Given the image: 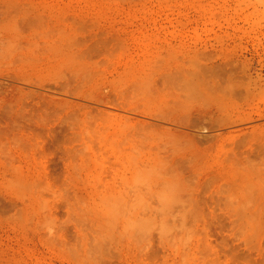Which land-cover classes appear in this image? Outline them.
Wrapping results in <instances>:
<instances>
[{
  "label": "rangeland",
  "instance_id": "1",
  "mask_svg": "<svg viewBox=\"0 0 264 264\" xmlns=\"http://www.w3.org/2000/svg\"><path fill=\"white\" fill-rule=\"evenodd\" d=\"M0 264H264V0H0Z\"/></svg>",
  "mask_w": 264,
  "mask_h": 264
},
{
  "label": "bare ground",
  "instance_id": "2",
  "mask_svg": "<svg viewBox=\"0 0 264 264\" xmlns=\"http://www.w3.org/2000/svg\"><path fill=\"white\" fill-rule=\"evenodd\" d=\"M28 66V65H27ZM57 81V80H56ZM55 81V82H56ZM57 83H59V81L57 82ZM65 83H68V81L66 82V80H65ZM64 82H62L61 84H58L59 86L61 85V86H63V90H64V93H67V94H69V93H72L71 91H70V89L68 88V87H66V84H65ZM206 93H207V91H206ZM208 94V93H207ZM110 95V94H109ZM108 96V95H107ZM52 97V96H51ZM128 97L130 98L131 96H129L128 95ZM46 100V99H45ZM48 100V99H47ZM105 100V99H104ZM115 100H117V99H115ZM119 100H120V102H119ZM180 100V105H182L181 103L183 102V100H181V99H179ZM221 100H223V99H221ZM96 101H98L99 102V104H100V102H104L103 101V98H98ZM106 101H107V99H106ZM48 102V104H50V105H52V104H56L58 101L57 100H55V99H53V98H49V100L48 101H46V103ZM163 102V101H162ZM165 102V101H164ZM106 103H109V105H112L113 107L114 106H117L116 108H119V109H122V110H125V111H129V110H131L132 111V113L133 112H137V111H139V110H137L136 108L134 109V107H125V106H134L133 105V103H135L134 101L132 102L131 101V99H130V101H129V99H127V95H126V93L124 94V92L122 93V94H120V97H118V102L117 101H115V102H106ZM106 103H104V104H106ZM70 103L69 102H67V104L66 105H69ZM171 104V103H170ZM173 104H175L174 106H177V105H179L178 104V102H177V100H174V102H173ZM177 104V105H176ZM216 104H218V106H224L223 105V103H222V101H217V103ZM107 105V104H106ZM164 105V104H163ZM166 105V104H165ZM172 105V104H171ZM179 105V106H180ZM138 106V105H137ZM173 106V105H172ZM183 106V105H182ZM207 106V105H206ZM216 106V105H215ZM134 109V110H133ZM102 110H104V109H102ZM136 110V111H135ZM108 111V110H107ZM170 111V110H169ZM130 112V111H129ZM139 112H142V111H139ZM172 112V111H171ZM106 113V112H105ZM107 113H109V111L107 112ZM143 114L145 113V111H143L142 112ZM148 113V112H147ZM147 113H145V114H147ZM175 112H173V114H174ZM111 114V113H110ZM110 114H109V116H110ZM113 114V113H112ZM120 114V113H119ZM140 114V113H139ZM142 114V115H143ZM161 114V113H160ZM159 114V115H160ZM163 114V113H162ZM166 114H168V112L166 113ZM172 114V115H173ZM179 114V113H178ZM184 114V113H183ZM108 115V114H107ZM116 115V114H115ZM149 115H152L151 114V112H150V114ZM148 115V116H149ZM177 115V114H176ZM175 115V118L177 117ZM186 115V114H185ZM189 115H191V114H189ZM158 116V115H157ZM161 116V115H160ZM182 116V115H181ZM180 115H178V117L180 118L181 117ZM184 116V115H183ZM111 117V116H110ZM186 117L187 116H185V118L184 117H182V119L185 121L186 120ZM192 117V116H191ZM150 118V117H149ZM155 118H157V117H155ZM168 118H170L169 116H167V118L166 117H164L163 119H168ZM173 118V122L175 121H178L179 119L178 118ZM190 117L188 116V118L187 119H189ZM241 118V117H240ZM240 118L239 119H232L231 117L229 118V117H227V118H221V117H216V120H218V126L219 127H228V126H231V125H233V124H235V123H239L238 122V120L239 121H242V120H240ZM215 119V118H214ZM157 120H158V118H157ZM169 120V119H168ZM191 120V119H190ZM163 121V120H162ZM170 121V120H169ZM172 121V120H171ZM180 121H182V120H179V123H180ZM183 121V124L186 122H184ZM168 122V121H167ZM173 122H171L172 124H174ZM143 123H144V120H143ZM143 123L141 124V125H143ZM188 123H190L189 121H188ZM136 124V123H135ZM139 124V126H140V123H137V125ZM145 124H146V121H145ZM144 124V125H145ZM148 124V123H147ZM146 124V125H147ZM151 123H149V125H150ZM161 124V123H160ZM183 124H181L182 126H184ZM191 124H193V123H191ZM215 124V123H214ZM148 125V126H149ZM155 125V124H154ZM158 125V124H157ZM156 125V126H157ZM165 125V124H164ZM175 125H176V123H175ZM178 125H180V124H178ZM185 125H186V123H185ZM188 125H190V124H187L186 126H188ZM132 126V125H131ZM151 126V125H150ZM160 126V125H159ZM213 126V125H212ZM217 126V127H218ZM135 128H140V127H136V126H134ZM142 127V126H141ZM145 127V126H144ZM143 127V128H144ZM142 128V129H143ZM188 128V127H187ZM197 128V127H196ZM8 128H6V130H7ZM144 129H147L148 130V127L147 128H144ZM151 129V128H150ZM171 129V128H170ZM152 130V129H151ZM167 130V129H166ZM8 131H9V129H8ZM140 131V130H139ZM165 131V130H164ZM168 131H170V130H168ZM168 131H165V132H167L168 134H169V132ZM189 131V130H188ZM134 132H136V131H134ZM140 132H142V131H140ZM150 132V131H149ZM171 133V132H170ZM191 133V132H190ZM194 133V132H193ZM231 133V132H230ZM137 134V133H136ZM141 134V133H140ZM144 134V133H143ZM153 134V133H152ZM176 134V133H175ZM186 134H188V133H186ZM198 134V133H197ZM201 134V133H200ZM205 134V133H204ZM165 136H166V134H164ZM164 135H161V136H163L164 137ZM191 135V134H190ZM218 135H220V138L221 137H223L224 135H221V133H219ZM160 136V137H161ZM192 136V135H191ZM196 136V135H195ZM137 137V136H136ZM154 137H156V136H154ZM166 137H173L172 135H167ZM207 137V136H206ZM145 138V137H144ZM149 138V137H148ZM165 138V137H164ZM177 139H178V137H176ZM175 137L173 138V139H176ZM147 139V138H146ZM172 139V140H173ZM141 140H142V137H141ZM195 140V139H194ZM137 141V140H136ZM164 141V140H163ZM168 141V140H167ZM144 142V141H143ZM178 142V141H177ZM181 142V141H180ZM138 143V142H137ZM164 143H166V142H164ZM168 143V142H167ZM172 143V142H171ZM174 143V142H173ZM188 143H189V141H188ZM193 143V142H192ZM177 145V144H176ZM150 146V145H149ZM148 146V147H149ZM161 146H163V143H162V145ZM166 146V145H165ZM174 146V145H173ZM152 148V147H151ZM154 148H156L155 146H154ZM165 148V147H164ZM176 149V148H175ZM164 150V149H163ZM181 150V149H180ZM167 151V150H166ZM172 151H175V150H172Z\"/></svg>",
  "mask_w": 264,
  "mask_h": 264
}]
</instances>
